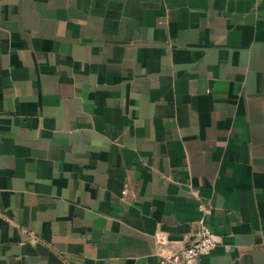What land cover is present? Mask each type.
<instances>
[{"label": "crops", "instance_id": "0c3cea01", "mask_svg": "<svg viewBox=\"0 0 264 264\" xmlns=\"http://www.w3.org/2000/svg\"><path fill=\"white\" fill-rule=\"evenodd\" d=\"M200 204L264 264V0H0V264H159Z\"/></svg>", "mask_w": 264, "mask_h": 264}, {"label": "built area", "instance_id": "2783aa9c", "mask_svg": "<svg viewBox=\"0 0 264 264\" xmlns=\"http://www.w3.org/2000/svg\"><path fill=\"white\" fill-rule=\"evenodd\" d=\"M199 209L202 213L198 219L197 237L188 240L189 234H187L184 238L174 241L171 250L159 252V264H199L200 256L210 252L217 245L219 236L205 218L208 210L203 204L199 205ZM155 237L158 243H162L167 238L162 232H157Z\"/></svg>", "mask_w": 264, "mask_h": 264}]
</instances>
